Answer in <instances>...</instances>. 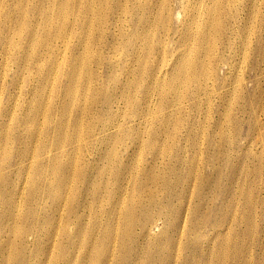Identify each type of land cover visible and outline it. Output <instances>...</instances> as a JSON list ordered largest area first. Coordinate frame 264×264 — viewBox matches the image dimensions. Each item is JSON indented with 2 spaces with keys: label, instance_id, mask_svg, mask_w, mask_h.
Wrapping results in <instances>:
<instances>
[{
  "label": "rangeland",
  "instance_id": "obj_1",
  "mask_svg": "<svg viewBox=\"0 0 264 264\" xmlns=\"http://www.w3.org/2000/svg\"><path fill=\"white\" fill-rule=\"evenodd\" d=\"M161 2L173 9L171 21L157 19L159 9L149 18L143 9L122 24L118 0H0V134L5 132L0 136V264H90L79 257L99 245L81 244L91 222L99 221L96 229H103L111 203L120 201L126 209L137 199L130 225L136 245L145 246L130 251L136 263L150 264L148 256L158 262L172 248L187 258L185 264H264V59L259 55L264 0H223L222 7L215 0ZM203 3L215 17H198ZM126 4L143 8L144 0ZM139 14L144 21L154 18L152 34L136 26ZM180 18L210 26L211 36L207 44L201 38L190 41V49L199 48V64L195 72L189 64V77L181 71L168 93L182 58L177 54L186 47L182 40L188 39L178 34ZM196 23L192 35L198 33ZM230 25L238 26L231 34L225 31ZM138 36L151 41L132 59L139 43L128 38ZM155 64L160 75L152 81L157 72H147ZM139 100H145L142 108ZM66 164L70 178L62 186L59 169ZM173 166L185 170L173 172ZM62 187L80 203L87 230L81 236L65 217L67 203L54 213V196ZM86 189H95L98 197L83 199ZM151 196L157 201L146 199ZM125 209L117 216L120 227ZM145 216L158 224L147 237L141 230ZM64 222L74 244L63 236ZM54 232L55 239L44 237ZM178 264L184 263L178 259Z\"/></svg>",
  "mask_w": 264,
  "mask_h": 264
},
{
  "label": "bare ground",
  "instance_id": "obj_2",
  "mask_svg": "<svg viewBox=\"0 0 264 264\" xmlns=\"http://www.w3.org/2000/svg\"><path fill=\"white\" fill-rule=\"evenodd\" d=\"M129 0H118V5H117V9H118V11H119V16L117 17V20L119 21V22H121L122 24H124V23H129V21H127V17L128 16H130V17H132L134 14H137V13H139L140 12V14H141V12H143L144 10H146V14H147V17L149 18V15L150 14H152L156 9H159L160 10V13H158V14H156L155 16H157L158 15V17H157V19H159V20H161V21H171L172 20V13H173V9L171 8V7H168V6H163L164 4L162 3V2H164V1H162L161 2V0H158V2H157V0H144V4H143V8H142V5H136V6H132L131 8H129L128 7V5L126 4V2H128ZM207 1H209V2H211V1H213V0H207ZM225 2H226V0H224ZM230 1H234V0H230ZM155 2H157V3H155ZM196 2V1H195ZM198 2V1H197ZM215 2H217L219 5H220V7H222V5H223V0H215ZM200 3H202V1L200 2ZM199 2L197 3V4H200ZM206 4H205V6L208 4L207 2H205ZM156 4V5H155ZM163 4V5H162ZM196 4V3H195ZM194 4V5H195ZM193 5V6H194ZM195 6H197V5H195ZM198 7V6H197ZM204 7V3L203 4H201L200 5V8H203ZM144 9V10H143ZM251 10V9H250ZM177 13V17L179 16V15H181V13H180V11H177L176 12ZM138 15V20H135V24H136V26H139V27H142L143 28V32L142 33H147V34H150L151 32H152V29H153V23L155 24V21H154V18L149 22V20L148 21H144L143 20V16H141V15ZM203 14H204V16H203ZM113 15V14H112ZM163 15V16H162ZM202 17V18H207V19H210L211 17H215L214 16V14H213V12L212 11H210V10H208L207 12L205 11V9L203 8L201 11H200V14L198 15V17ZM154 17V16H153ZM181 17H182V15H181ZM193 17H197V15L196 16H193ZM112 18H113V16H112ZM182 18H180L179 19V23H180V26H181V28H180V30H179V32H178V34L180 35V36H182V38L183 37H187L188 39L186 40V39H183L182 40V43H185L184 44V46H186V47H184V49H182V50H180L179 52H178V56H182V58H181V60L179 61V63L176 65V68H177V70L179 69V71L176 73V74H174L173 76H172V74H170V75H168V78L170 77V76H172L171 77V83H170V86H171V89L170 90H168L167 92L168 93H172L173 91H174V89H173V87H174V83L177 81V79L180 77V72L181 71H184L185 72V74H186V76L187 77H189L190 76V71H189V69H188V66H189V64L191 65V68H192V71L193 72H195V70H196V67L198 66V64L199 63H197V59H198V53H197V51H198V49L199 48H197V49H195V50H192V49H190V41L192 40V39H196V38H201V40L204 42V43H208L209 42V39H210V36H211V31H210V26H208V25H206V24H197L196 23V20L195 19H192V20H190V21H187L186 19H182ZM137 22V23H136ZM192 23H196V25H197V27H198V33L197 34H195V35H192L191 34V29H192V27H191V24ZM121 26H123V25H121ZM238 28V26L237 25H230V26H228L227 28H226V32L227 33H232L233 31H235L236 29ZM196 29L197 28H195V31H196ZM119 31V33L121 32V37H123V34H122V30H121V27L118 29ZM213 30L216 32L217 31V28L216 27H213ZM142 33H138V34H142ZM193 33V32H192ZM112 34H113V32H112ZM112 34H109V33H106L105 34V36H106V38L107 37H111L112 36ZM152 34V33H151ZM240 36V35H239ZM129 40H131L132 41V43H133V45L134 44H136V43H139V46L138 47H136L135 48V51H134V54H133V52L131 53V54H133L132 56H131V58L132 59H136L139 55H141V52H143L144 50H145V48H146V46H149V44H150V41L151 40H149L148 38H146V39H141L139 36L137 37V38H132V37H130V38H128ZM135 39V40H134ZM161 40V39H160ZM165 39H163V41H164ZM113 43H115L114 41L112 42V45H113ZM128 46V45H127ZM245 47V46H244ZM183 48V47H182ZM112 50V49H111ZM124 50V51H123ZM143 50V51H142ZM243 50H245V49H243ZM183 51H187V54H183ZM122 53H124L125 52V46L122 48V51H121ZM195 53V54H194ZM180 54V55H179ZM194 54V55H193ZM259 55H260V58H262V60L264 59V48H260V52H259ZM177 57V56H176ZM175 57V58H176ZM130 59V58H129ZM244 59V58H243ZM126 61H127V59H126ZM200 63L202 64V61L200 60ZM200 64V72L199 73H202V72H204L205 71V68L202 66ZM124 65V64H123ZM212 67H210V68H212V71H216V66H217V62H213L212 63ZM134 66V65H133ZM141 67V66H140ZM125 69H127L128 71H131V69H130V66L129 65H127L126 66V68ZM173 69V66H170V70H172ZM136 70H138V69H136ZM141 70V71H140ZM145 70V69H144ZM142 68H140L139 69V71L140 72H143L144 71ZM133 71V70H132ZM159 71H160V66H158V64H155V67H153L152 68V70L150 71V72H147L148 73V75H150L151 74V72L152 73H156L155 75H153L152 74V81H153V79H154V81H156V79L158 78V75H160V73H159ZM158 74V75H157ZM215 74H217V72H215V73H213L211 76H210V78L212 79V78H214L213 76H215ZM133 75V74H132ZM139 75V74H138ZM236 75V74H235ZM155 76V77H154ZM130 81H132V78H131V80ZM129 81V82H130ZM150 82H151V79L149 80ZM235 81V80H234ZM133 82V81H132ZM131 82V83H132ZM137 82V81H136ZM149 82V83H150ZM236 82H238L237 81V79H236ZM134 83V82H133ZM155 83V82H154ZM130 84V83H129ZM151 84V83H150ZM149 84V85H150ZM153 84V83H152ZM135 85V84H134ZM133 85V86H134ZM139 85V84H138ZM131 86V85H130ZM147 86V85H146ZM153 85H151L150 87H152ZM239 86H241V83L240 82H238V87ZM128 87V86H127ZM139 87V86H138ZM149 87V86H148ZM232 87H233V85H232ZM137 88V87H136ZM128 89H129V87H128ZM234 89V88H233ZM130 90H131V88H130ZM151 90H153V89H151ZM150 90V91H151ZM127 91H129V90H127ZM126 91V92H127ZM131 93V92H130ZM132 93H134L133 92V88H132ZM145 93V92H144ZM234 93V92H233ZM146 94H148V88H147V90H146ZM145 94V95H146ZM150 94V93H149ZM127 95H129V93L127 94ZM126 97V96H125ZM150 97V96H149ZM145 98V97H144ZM143 98V99H144ZM146 98H148V97H146ZM150 100V99H149ZM126 101V99L124 100V101H122V102H125ZM145 100H139V103H138V106L140 107L143 103H145L144 102ZM127 102V101H126ZM106 103H111L110 102V99L109 98H107L106 99ZM126 104V103H125ZM124 104V105H125ZM131 104H132V102H131ZM136 104V103H135ZM132 106H133V104H132ZM143 106V105H142ZM142 106L140 107V108H142ZM145 106V105H144ZM148 106V105H147ZM147 106H146V108H147ZM137 107V106H136ZM136 107H134L135 109H137ZM134 109V110H135ZM144 109V108H143ZM149 109V108H148ZM111 111H112V109H110ZM124 110V109H123ZM142 110V109H141ZM137 112V111H136ZM119 113V112H118ZM124 113V112H123ZM138 113V112H137ZM120 115V114H119ZM125 115V114H124ZM128 115V114H127ZM114 116V115H113ZM140 116V115H139ZM80 117V116H79ZM121 118V117H120ZM144 118V117H143ZM166 118V117H165ZM78 119H80V118H78ZM81 120V119H80ZM145 120V119H144ZM115 121V120H114ZM139 121H140V119H139ZM2 122L3 121H1L0 122V126L2 125ZM78 122V121H77ZM81 122V121H80ZM118 122V121H117ZM142 122V121H141ZM145 122V121H144ZM140 123V122H139ZM112 124V123H111ZM79 125V124H78ZM113 125V124H112ZM118 125V124H117ZM60 128H61V126H60ZM59 128V130H61ZM114 128V127H113ZM116 128V127H115ZM114 128V129H115ZM110 129H111V127H110ZM77 130V129H76ZM101 130V129H100ZM119 130V129H118ZM118 130H114V131H116V132H119ZM61 131H63V130H61ZM103 131V130H102ZM110 131V130H109ZM121 131V130H120ZM58 132V131H57ZM77 132H78V130H77ZM115 132V133H116ZM76 133V132H75ZM79 133V132H78ZM78 133H76V134H78ZM5 134V132H1V134H0V136H3ZM111 134H114V133H111ZM59 135H60V132H59ZM107 135V134H106ZM114 135H116V134H114ZM117 135H118V133H117ZM77 136V135H76ZM98 136V135H97ZM102 136H105V135H102ZM79 137V136H78ZM95 137V136H94ZM108 137V136H107ZM106 137V138H107ZM116 137V136H115ZM104 138V137H103ZM102 138V139H103ZM105 138V139H106ZM112 139V138H111ZM107 140V139H106ZM104 141V140H103ZM109 141H110V139H109ZM152 142H153V140H151ZM58 144V143H57ZM106 145V144H105ZM58 147H59V145H58ZM134 148V147H133ZM105 151V150H104ZM112 153H114V150L112 149ZM132 151H133V149H132ZM108 153V152H107ZM106 153V154H107ZM110 154H111V152H109ZM134 153V152H133ZM106 154H104V156L106 155ZM157 155V154H156ZM157 156H159V155H157ZM156 157V156H155ZM48 158L49 159H51L52 158V156H48ZM158 158V157H157ZM152 159H153V157L151 158V161H152ZM185 159V158H184ZM182 160V161H180V163L182 164L185 160ZM141 160V159H140ZM121 161V160H120ZM155 161V160H154ZM189 161L191 162V164H193V165H195L196 167H197V160H196V158H195V156H191V157H189ZM140 162V161H139ZM156 162V161H155ZM155 162H153L152 164H154ZM131 163V162H130ZM138 163V162H137ZM123 165H124V163H122ZM133 164V163H132ZM132 164H130L131 166H132ZM151 164V165H152ZM70 165V164H69ZM129 165V164H128ZM129 165V166H130ZM150 165V166H151ZM155 165H156V163H155ZM130 166V167H131ZM129 167V168H130ZM139 167V166H138ZM137 167V168H138ZM153 167V166H152ZM158 167V166H157ZM188 167H191V165L189 164V166ZM132 168V167H131ZM155 168V167H154ZM159 168V167H158ZM173 168V172H177V171H179V170H185V167H184V169H182V168H180L179 166H177V168H176V166H173L172 167ZM138 169H141L142 170V172H143V170L144 169H142V168H138ZM146 169H147V167H146ZM151 169H153V168H151ZM157 169V168H156ZM168 169V168H167ZM203 169V168H202ZM67 170V164H66V166L65 167H61L60 169H59V172H60V174H61V184H62V186L64 185V183L66 182V180L67 179H69L70 178V174H68L67 172L65 173V171ZM148 170H150V168L148 169ZM155 170V169H154ZM68 171V170H67ZM104 170L102 169V172H103ZM110 171V170H109ZM124 171V170H123ZM127 171H130L129 169L127 170ZM147 171V170H146ZM151 171H153V170H151ZM151 171H150V174H151ZM165 171V170H164ZM54 172V171H53ZM70 172V171H69ZM97 172V171H96ZM100 172H101V170H100ZM133 172V171H132ZM141 172V171H140ZM145 172V171H144ZM159 171L157 170V173H158ZM127 173V172H126ZM147 173V172H146ZM161 172H159V174H160ZM123 174V173H122ZM132 175H133V173H131ZM149 174V173H148ZM147 174V175H148ZM153 174V173H152ZM154 174H156V173H154ZM159 174H157L158 176H159ZM123 176H125V174L123 175ZM129 176V175H128ZM131 176V175H130ZM135 177H136V175H134ZM152 175H150V177H151ZM154 177H155V175H153ZM153 176L151 177L152 179H153V181L154 180H156V178L154 179L153 178ZM132 177V176H131ZM130 177V178H131ZM149 177V178H150ZM160 177V176H159ZM161 178V177H160ZM163 178H164V176H163ZM162 178V179H163ZM166 178V177H165ZM185 178V177H184ZM135 179V178H134ZM147 179V178H146ZM145 179V181H147ZM167 179V178H166ZM131 180V179H130ZM133 180V179H132ZM158 180V179H157ZM156 180V181H157ZM178 180H180V178L178 179ZM182 180V179H181ZM149 181V180H148ZM165 181V180H164ZM132 183H133V181H131ZM130 182V183H131ZM155 182V181H154ZM178 181H176V183H177ZM182 183L184 182V180H182L181 181ZM156 183V182H155ZM163 183V182H162ZM172 183V182H171ZM179 184H180V181L178 182ZM185 183H187L186 181H185ZM147 184V187L146 188H149L148 187V183H146ZM151 184H152V181H151ZM154 184V183H153ZM156 184H158V183H156ZM159 184H161V183H159ZM121 185V184H120ZM133 186L132 187H134V184H132ZM163 185V184H162ZM165 185V184H164ZM189 185V184H188ZM158 186V185H157ZM143 187H145V185L143 186ZM174 187V186H173ZM185 187V189L184 190H186L187 188H188V186H184ZM192 187V186H191ZM88 188H90V187H88ZM96 188V187H95ZM119 188V187H118ZM117 188V189H118ZM122 188V187H121ZM153 188V187H152ZM152 188H150V190L152 189ZM155 188V187H154ZM156 188H158V187H156ZM161 188V187H160ZM61 189V190H60ZM120 189V188H119ZM124 189H125V187H124ZM144 189V188H143ZM167 189V188H166ZM194 189V188H193ZM135 190V189H134ZM154 190V189H153ZM189 190V189H188ZM132 191V190H131ZM143 191V190H142ZM147 191V190H146ZM146 191L144 192V193H146ZM152 191V190H151ZM167 191V190H166ZM60 192V193H59ZM116 192V194H114V193H112L113 194V196H112V200L114 201L115 200V196L116 195H118L119 193V191H115ZM124 192H126V191H124ZM68 193H70V190L68 189H65V188H59L58 190H57V192H56V196H54V201H55V208H54V213L55 212H57L58 213V211L65 205V203H67L68 204V208H67V212H66V216L65 217H67V218H69V217H71V220L73 221V222H75V233H77V235H83V232H85V231H87L86 230V228L85 227H83V220H84V215L83 214H81V213H79V211H80V203L78 202V200L76 199V197L73 195V194H70V195H68ZM123 193V192H122ZM132 193V192H131ZM187 193V192H186ZM197 193V192H196ZM126 194V193H125ZM124 194V195H125ZM129 194V193H128ZM127 194V195H128ZM141 194V193H140ZM149 194V193H148ZM153 194H155L154 192H153ZM152 194V195H153ZM89 195H91V196H96L97 195V191L94 189V190H92L91 192L88 190V189H86V193L83 195V199H85V198H87ZM121 195V194H120ZM132 195V194H131ZM149 195H151V194H149ZM126 196V195H125ZM130 196V195H129ZM96 197H98V196H96ZM123 198V196H120V198ZM133 197V196H132ZM145 197H146V195H145ZM125 198H127V197H125ZM128 198H130L131 199V197H128ZM127 198V199H128ZM117 199H118V197H117ZM146 199H149V200H152L151 202H153V201H155L156 200V198L154 197V196H151L150 198H146ZM123 201H124V199H122ZM134 200V202L136 201L135 199H133ZM132 200V201H133ZM86 201V200H85ZM112 201V202H113ZM127 202H128V200H126ZM131 201V202H132ZM138 201V203H136ZM137 201L135 202V206H134V203L133 204H131V205H127L128 207H126V209H125V207H122V206H125V205H122L123 203L122 202H118L117 200L115 201V202H113V203H111V205H109L110 207H109V210L108 211H106L107 212V223L104 225V228L103 229H96L97 228V226L98 225H96L97 223H99V221L98 222H96V220L94 221H92L91 222V226H90V228L88 229V231L86 232V234L84 235V236H88V237H83V239H80L81 240V244H83L84 246H86V247H88V245H93V244H96L98 241H99V245L98 246H96L94 249H93V247H91V248H89L88 250H85V252H83L81 255H80V257L79 258H81V257H83V262H84V260H88V262L90 263V264H145L146 263V261L143 259V260H141V262L140 263H136L135 261H137V256H132L131 255V253H130V251L132 250V248L134 247V249H140V248H143L144 246H141V247H139V246H137L136 245V234H135V232H133L131 229H132V225H130V222H131V219H132V217H133V215L135 214V211H133V209H135L137 206H138V204H140L139 203V201H141V199L140 200H138L137 199ZM157 201V200H156ZM187 201V200H186ZM189 201V200H188ZM65 202V203H64ZM130 202V201H129ZM191 202V201H190ZM118 203H119V205H118ZM125 203V202H124ZM148 203H149V201H148ZM187 203V202H186ZM188 204V203H187ZM228 204V203H227ZM185 206H187V205H185ZM184 206V207H185ZM229 206V205H228ZM112 207V208H111ZM155 207V206H154ZM162 207V206H161ZM227 207V206H226ZM64 208V207H63ZM62 208V209H63ZM122 208H124L125 210L123 211V213H122V217H123V219H124V221H123V226L121 225V227H120V225H119V223H118V221H117V216H118V213H119V210L120 209H122ZM182 208V207H181ZM224 208V207H223ZM84 209V208H83ZM89 209V208H88ZM87 209V210H88ZM158 209V208H157ZM95 211V210H94ZM121 211V210H120ZM155 211V210H154ZM187 211V210H186ZM93 212V211H92ZM122 212V211H121ZM60 213L61 212H59V215H60ZM86 213V212H85ZM91 213V212H90ZM89 213V214H90ZM96 213V212H95ZM170 213V212H169ZM203 213V212H202ZM106 214V213H105ZM86 215V214H85ZM88 215V214H87ZM94 215V214H93ZM144 215V214H143ZM169 215V214H168ZM186 215V214H185ZM184 215V216H185ZM204 215V214H203ZM63 216V214H61V216H60V220H61V217ZM114 216H115V219H114ZM119 216H121V214L119 215ZM86 217H88L89 218V216H86ZM172 217V216H171ZM59 218V217H58ZM57 218V219H58ZM87 218V219H88ZM100 218H101V216H100ZM100 218H98V219H100ZM105 218V219H106ZM119 218V217H118ZM138 218V217H137ZM186 218V217H185ZM66 219V218H65ZM65 219L63 220V221H65ZM97 219V220H98ZM122 219V220H123ZM182 219V218H181ZM188 219V218H187ZM67 220V219H66ZM113 220H115L113 223H112V221ZM121 220V219H120ZM143 220H146V222L145 223H143L142 225H141V230H142V234H143V236L144 237H147L152 231V228L153 227H155V226H157L158 224H156V222L155 221H152L153 219L151 218V217H148V216H145V218H143ZM149 220V221H148ZM85 221H86V219H85ZM84 221V222H85ZM102 221H104V220H102ZM148 221V222H147ZM61 222V221H60ZM67 222V221H66ZM66 222H64V225H62V230L61 231H63L64 232V237H65V239H66V241L68 242V244H74L72 241H71V238H70V236L72 235L68 230H67V228H66ZM250 222V221H249ZM89 223V222H88ZM103 223V222H102ZM151 223V225L149 226V224ZM179 223V222H178ZM60 224V223H59ZM86 224V223H85ZM101 224V223H100ZM184 224V223H183ZM96 225V226H95ZM180 225V224H179ZM85 226V225H84ZM87 226V225H86ZM184 226V225H183ZM138 227V226H137ZM54 228H56V227H54ZM99 228V227H98ZM101 228V227H100ZM136 228V227H135ZM58 229H59V227H58ZM55 231H56V229H54ZM100 231V232H99ZM56 232H58V230L56 231ZM63 232H61V234L63 233ZM92 232H95L96 233V236L92 233ZM179 232V231H178ZM182 232V231H181ZM89 233V234H88ZM176 233V232H175ZM180 233V232H179ZM59 234H60V230H59ZM58 235V234H57ZM56 234H55V232L53 233V234H46V235H44V237L46 238V239H51L52 237H53V239H55L56 237H54V236H57ZM222 235V234H221ZM59 236V235H58ZM57 236V237H58ZM60 236H62V235H60ZM179 236H180V234H179ZM175 237V236H174ZM215 237V236H214ZM220 237V236H219ZM138 238V237H137ZM52 239V240H53ZM59 239V238H58ZM142 239V238H141ZM151 239V238H150ZM216 239V238H215ZM78 240V239H77ZM139 240V239H138ZM148 240V239H147ZM146 240V241H147ZM236 240V239H235ZM8 241V240H7ZM59 241V240H58ZM140 241V240H139ZM170 241V247H172V240H169ZM221 241V240H220ZM9 242V241H8ZM53 242H55L54 240H53ZM79 242V241H78ZM234 242V241H233ZM10 243V242H9ZM9 243H6V244H9ZM59 243V242H58ZM145 243V242H144ZM143 243V244H144ZM53 244H55V243H53ZM78 244V243H77ZM147 244V243H146ZM57 245V244H56ZM79 245V244H78ZM102 245H104L105 246V248H103L102 249ZM1 246H3V245H1ZM53 247V246H52ZM56 247V246H55ZM58 247V246H57ZM56 247V248H57ZM76 247H78V246H75V248ZM173 247H174V245H173ZM233 248V247H232ZM1 249V248H0ZM53 249V248H52ZM51 249V250H52ZM115 249H116V251H115ZM145 249V248H144ZM171 250H172V248L171 249H169V253L167 254V255H164V256H162V257H160V258H158V262H156V261H154L151 257H153V256H148V258H147V260H148V262L150 263V264H178V259H181L182 260V262L185 264L186 262H187V258H185L184 257V255L183 256H181L180 258H179V255L178 254H176L175 255V253L174 252H171ZM2 251V250H1ZM0 251V252H1ZM48 251V250H47ZM46 251V252H47ZM137 251V250H136ZM140 251H142V249H140ZM224 251V250H223ZM53 252V251H52ZM55 252V251H54ZM53 252V253H54ZM138 252V251H137ZM136 252V253H137ZM217 252V251H216ZM264 252V251H263ZM56 253V252H55ZM76 253V252H75ZM57 254V253H56ZM135 254V253H134ZM139 254V253H138ZM211 254V253H210ZM49 255V254H48ZM160 255V254H159ZM158 255V256H159ZM224 255H227L225 252H224ZM50 256H51V254H50ZM49 256V257H50ZM155 256V255H154ZM198 256V255H197ZM49 257H47V259H49ZM154 258V257H153ZM210 258V257H209ZM51 259V258H50ZM50 259H49V261H50ZM54 259H55V261H57V256L55 257L54 255H53V257H52V260L54 261ZM69 259H70V256L67 254V255H65V257L63 258V263H68V261H69ZM208 259V258H207ZM51 260V261H52ZM73 260V259H72ZM49 261H47V262H49ZM74 262H75V259L73 260ZM198 261L199 260H197V263H198ZM58 262V261H57ZM56 262V263H57ZM80 262H81V259H80ZM123 262V263H122ZM6 263V262H5ZM4 263V264H5ZM70 263V262H69ZM196 263V264H197ZM87 264V263H86Z\"/></svg>",
  "mask_w": 264,
  "mask_h": 264
}]
</instances>
